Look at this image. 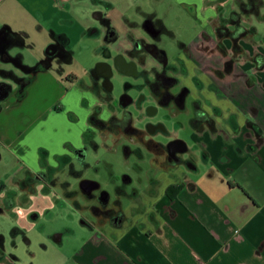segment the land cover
I'll list each match as a JSON object with an SVG mask.
<instances>
[{
  "label": "crops",
  "instance_id": "0c3cea01",
  "mask_svg": "<svg viewBox=\"0 0 264 264\" xmlns=\"http://www.w3.org/2000/svg\"><path fill=\"white\" fill-rule=\"evenodd\" d=\"M154 1L157 2L151 4L153 8L164 3ZM171 1L196 26L194 36L179 39L176 32L157 18L158 10L141 14L160 21L162 28L170 31L169 37L177 41L180 53L172 66L181 75L182 85L188 88L193 100L199 102L212 120L214 130L205 125L200 131L193 129L192 144L176 139L183 146L179 155L184 163L174 166L164 157L158 158L159 165L152 166L148 187L137 190L143 212L130 216L129 224L107 229L99 236L79 234L75 237L78 244L64 264H264V49L254 45L247 49L249 42L243 44L247 37L233 42L216 36L219 17L227 18L236 10L237 0ZM91 4L98 10L97 6L103 2L92 0ZM59 13L63 11L55 0H46L42 6L39 0H0V28L8 27L13 34L25 38L22 54L34 52L37 41L33 33L46 32L49 37L45 36L42 43L46 44L45 49L62 41L69 51L67 33L55 29ZM94 14L96 11L92 19L97 21ZM205 21L212 24L213 30L198 28ZM110 23L122 40L117 50L129 49L131 41L124 38L128 35L126 22L122 31L111 20ZM92 25L86 27L88 37L98 34ZM135 31L130 35L133 39L143 37ZM44 51L35 50L36 62L43 58ZM14 52L17 49L11 53ZM71 60L72 57L65 63ZM51 74L47 69L37 73L34 79L51 78ZM34 79L26 89L22 105L34 100L29 90ZM90 98L91 105L82 113L69 105L65 109L44 110L45 107L31 103L32 108L26 113L33 120L35 132L26 130L31 137L22 155L31 156L23 165L24 170L36 167L39 148L50 155H59L64 151V143L75 147L82 144L81 135L89 129L90 115L97 107H103L100 99ZM68 110H71L69 114H76L75 121L65 113L63 117V112ZM184 110L185 104L181 111ZM4 113L5 109L1 108L0 116ZM96 113L103 121L110 115L104 110ZM5 135L6 140L7 129ZM21 135L19 140L23 138ZM170 187L175 190L172 199L166 194ZM138 205L133 200L131 207L137 209ZM2 261L13 264L7 259Z\"/></svg>",
  "mask_w": 264,
  "mask_h": 264
},
{
  "label": "rangeland",
  "instance_id": "374dc122",
  "mask_svg": "<svg viewBox=\"0 0 264 264\" xmlns=\"http://www.w3.org/2000/svg\"><path fill=\"white\" fill-rule=\"evenodd\" d=\"M101 1L103 4L98 5V10H96V7L91 4L92 0H55L58 8L63 11V14L59 13L55 18V29L67 33L72 60L68 64L62 63L49 69L50 73H53L50 75L52 79L42 77L38 79L40 81L34 79L35 83L29 89L32 90L30 93L34 97L31 103H36L39 108L45 107L44 110L56 107H63L65 109L69 105L71 109L80 113L91 105L92 100L90 96L92 98L94 96L91 93V75L95 67L105 61L104 49H108L110 54L115 57L117 55V47L122 46L121 42H117L110 48L105 46L100 32L97 35L94 34V36H87L89 23L94 24V26L92 25V29L98 30L100 28L99 23L92 19L94 11L108 17L114 27L120 31L124 29V22L142 24L144 18L141 13L146 11L153 13L154 9L158 10L157 18L160 21L162 20L168 29L176 32L179 39L186 40L194 36L197 31L195 30L196 26H194V23H192L187 14L182 15V9L174 6L171 0H163L164 3L159 8L151 6L152 3L155 5L157 2L154 0ZM39 3L41 6L43 4L46 5V0H39ZM171 5L174 6L173 9H170ZM50 7L48 4V11ZM51 13L52 9L49 14ZM260 13L261 15L264 14V8L261 9ZM59 21L63 23H59ZM205 23L198 26V28L204 30L207 27L213 30L211 23H206V25ZM185 25L186 27L182 29ZM243 25L245 28L253 27L255 29V33L243 41L245 45L249 42L246 46L247 49H251L252 45L264 49V21L250 16L245 18ZM84 26L85 29L83 30ZM136 31V34L142 35L148 40V37L140 28L136 29ZM45 36L49 37L47 32L45 34L33 33V38L37 42L33 41L35 43L34 52L26 51L25 54L23 53L25 59V62L23 61L24 65L33 67L37 64L34 53H36L35 50L38 53L44 51L46 44L42 43ZM157 45L165 51L169 64L174 65L173 63L177 61V54L180 53L177 41L163 34ZM154 66L160 69L159 65L149 59L147 61L148 71L150 72ZM137 70L141 72L142 68L140 67ZM113 73L114 76L111 79L112 102L110 103L112 108L117 109V113L119 111L120 98L124 94L134 102L143 96L145 100L141 102L142 110L148 107H155L157 110L153 118L145 117L143 120L137 122L136 120L139 117L137 107L132 106L129 108L131 118L135 122L134 127L142 131V138L144 136L146 141L149 139L148 124L155 126L157 123H161L166 132L169 133V136L158 131L156 136L153 137L155 142L166 145L169 140L178 139L185 141L187 144L193 143L194 133L190 126V121L194 118V100L190 94L185 101L184 111H178L174 105L170 104L167 108L156 107L147 101L149 99V92L146 87L143 88L144 79L142 77L135 78L134 76L121 74L119 71H114ZM175 76L180 80V84L171 90L172 93H176L180 88L185 87L182 85L181 75L177 74ZM141 88L143 89L140 90ZM19 100L20 97L17 98L12 95L10 106L5 109L6 113L0 116V122H2V125H0V183L6 186L5 192L0 197L1 202L4 200L2 202L4 205H6V202L14 203L15 195L13 192L15 188H13L11 181L12 179H21L24 176L25 170L23 165H26L27 158L31 156L26 153L22 155L24 146L27 145L31 137V135L27 134L26 130L29 128V131L35 132V129L33 130L32 128L33 120L26 113L30 111L32 105L29 102L22 105ZM26 109L27 111H25ZM70 111H64L62 115L64 117L65 113V116L68 115L72 121H75L76 114H69L68 112ZM50 123L49 121L48 124L50 125ZM5 129L8 130L6 140ZM19 135L23 136L20 140L19 138L21 137ZM141 140L135 138V142L132 143L129 140L125 141L124 138H120L118 142H115L110 137L101 140L99 136H94L93 141L97 145V148L94 149L89 145L86 150L85 162L87 169L83 174V179L97 182L101 189L111 194V196L114 195V187L122 185L124 176L130 178V185L128 184L127 186L129 188L128 191L130 189L143 190L147 188L148 178H150V173L153 170V168L151 169V162L153 160L152 153L144 143L139 142ZM66 144L64 143L63 150L66 149ZM147 145L150 147L152 143H147ZM125 147H128L131 151L128 155L124 153ZM153 150L154 148L152 147ZM42 151H44L42 148L36 150L37 157L43 155L42 153L44 152ZM160 156L164 157V154L160 153ZM159 157H156V159L158 160ZM154 176H157V174ZM78 183L79 181L74 184L76 188H78ZM17 194V197L21 198V194ZM28 198L24 203L21 200L17 202V200V203L12 205L13 208H7L3 214H0V236L6 238L7 253L17 258L15 264H64L67 262L66 258L72 253V249L78 244L77 239L72 236H65L62 239V245L58 247L48 239V236L62 229H71L78 236L79 234L81 235V229L78 224L80 213L74 212L70 208L69 203L60 196L59 189L42 191L38 187L36 193ZM77 202L80 205L85 204L80 196L77 198ZM122 204H126L125 200ZM32 212L39 214L38 220L35 222L28 221V216ZM82 215L87 216L88 214L83 211ZM19 226L25 229V236L29 244H26L20 236L17 237L15 242H12V230ZM12 243H14L15 248L12 247Z\"/></svg>",
  "mask_w": 264,
  "mask_h": 264
},
{
  "label": "flooded vegetation",
  "instance_id": "af4514ba",
  "mask_svg": "<svg viewBox=\"0 0 264 264\" xmlns=\"http://www.w3.org/2000/svg\"><path fill=\"white\" fill-rule=\"evenodd\" d=\"M142 16L144 18L142 24L126 22L128 35L124 38L131 41V47L126 50L120 48L117 50V47V55L115 57L110 54L108 49H104V57L106 59L105 64L99 65L98 68L92 72L91 90L94 96L98 100L100 99L103 107H97L95 112L90 115L88 120L89 129L84 131L81 135L82 144L78 147L66 144V149L59 155H50L47 151H42L44 153H42L43 155L38 156L36 167L34 169L25 170L24 176L21 179H12L11 184L16 191L13 192L15 195L14 203L6 202V205H4L2 203L4 200L1 202L0 197V214H3L7 208H13L12 205H15L19 200L24 203L29 199L28 197L36 193L37 188L39 187V190L42 191H49L50 189L60 190V196L69 203L70 208L74 212L80 213L78 224L81 233L99 236L104 234L107 229L129 224L130 216L143 212L141 196H139L140 193L136 189H130V191H128L129 188L127 186L128 184L130 185L129 177L124 176L122 185L114 187V195L112 196L103 191L97 182L83 179V174L87 169V164L85 162L86 150L89 145L94 149L97 148V145L93 141V138L96 135L99 136L101 140L110 137L115 142H118L120 138H124L125 141L129 140L132 143L135 142V138L142 139L139 142L142 144L144 143L152 153L153 161L151 162V169L152 166L155 167L159 165L156 157H159L160 153L164 154L165 161L169 162L171 165L179 166L184 163L179 155L181 151L184 150L179 141L172 139L165 145L153 140V137L156 136L158 131L169 136V133L166 132L161 123H157L155 126L152 124L147 125L148 132L150 133L148 141L144 139V136L142 138V131H139L134 127L135 122L131 118V113L129 111V108L132 106H136L139 111V117L136 120L137 122L143 120L145 117L153 118L156 115L157 110L155 107H148L142 110L141 102L145 100L143 96L134 102L124 94L119 101L118 113L116 111L117 109L111 107V79L114 76L113 72L116 70L121 72V74H130L137 78L142 77L144 79L143 88L146 87L149 92V99L147 101H149L151 105L162 108H167V106H169V104H167V93L161 91L157 93V88L154 86V82L160 72L159 69L154 66L149 72L148 70H145V66L149 59L152 60L153 63H156V61L150 56V48L152 45H157L160 42V38L163 34L169 36L170 31L162 28L161 22L157 19L150 16ZM99 19L100 28L97 31L102 35L105 46L110 48L117 42H121V38L111 26L110 20L102 14ZM139 28L146 34L148 40L144 37L133 39L130 36L132 30ZM14 41L15 40L10 41L9 43ZM63 48H65V51ZM1 49L0 46V51ZM66 49L67 47L64 42H55L47 52V55L39 59L37 67L35 69L25 70L26 74L21 73L16 69H12L9 64L2 63L3 61L9 60L8 57L4 55L0 57V67L11 68L10 70H14L13 72L15 73V75L11 72L2 73L8 79H2L6 81L0 82V109H7V107L10 106V98L12 95L17 98L23 95V99L26 94V87H28L33 81L37 73L52 69L62 63L69 62L70 52ZM134 66H136V71L133 69ZM140 67L142 68L141 72L137 70ZM171 90L170 93L172 95H175L178 92L172 93ZM22 99H20L19 102H21ZM170 105L175 106L172 101ZM103 110L110 114L108 119L104 121L99 120L96 113L97 111L101 113ZM147 143H152V145L148 147ZM152 147L154 148L153 151ZM130 152L131 151L128 147L124 148V153L126 155ZM188 165L191 166V162H189ZM77 181H79L78 188L74 185ZM83 181L91 182L83 189L84 191L79 188L80 183ZM96 183L98 184L97 188L88 191L96 186ZM5 189L6 186L0 183V196L5 192ZM17 193L21 194V198L17 197ZM79 196L84 201V205H80L77 202ZM124 200L126 202L125 205L122 204ZM133 200L139 203L137 209L131 207ZM83 211L88 215L83 216ZM38 215L39 214L35 212L30 213L28 221H37L39 217ZM19 236L26 242V244H29V241L25 236V229L21 226L13 228L11 235L12 242H15ZM65 236L77 237L78 235L74 230L62 229L61 231L48 236V239L53 244L60 247L62 245V239ZM12 247L15 248L14 243H12ZM3 259H7L13 264L17 262L16 257L7 253L6 238L0 236V264H3Z\"/></svg>",
  "mask_w": 264,
  "mask_h": 264
},
{
  "label": "trees",
  "instance_id": "16d2710c",
  "mask_svg": "<svg viewBox=\"0 0 264 264\" xmlns=\"http://www.w3.org/2000/svg\"><path fill=\"white\" fill-rule=\"evenodd\" d=\"M236 10L229 13L227 18L219 17L218 23L215 27L216 36L221 38H229L233 42L252 36L255 33L253 27L245 28L244 20L250 16H254L261 21H264V14L261 15V9L264 8L263 0H245L244 2L237 0ZM150 56L159 65V73L154 82V86L157 88L158 92H166L168 95V102H174L175 107L178 111L184 109V104L189 96V90L182 87L178 90L175 95L170 93L172 88L178 87L180 80L177 76V69L168 63L167 55L165 51L157 45H152L150 48ZM182 73V72H180ZM23 95L20 96L22 99ZM164 103V102H163ZM194 118L190 121V126L195 131L202 130L203 125L207 126L209 129L214 130V125L212 120L208 115L202 111L198 101H194ZM175 190L170 187L166 190L167 197L172 199Z\"/></svg>",
  "mask_w": 264,
  "mask_h": 264
},
{
  "label": "water",
  "instance_id": "95a60500",
  "mask_svg": "<svg viewBox=\"0 0 264 264\" xmlns=\"http://www.w3.org/2000/svg\"><path fill=\"white\" fill-rule=\"evenodd\" d=\"M100 16H101V13H97L96 12V14L93 15V18L99 22L100 21V19H99ZM12 39L15 40V41L12 42V43H9L10 41H13ZM52 45L53 44H51L50 46H48L45 49L44 56L47 55V52L50 50ZM0 46L2 48L1 51H0V57H2L4 55V56L9 58V60L3 61V62L1 61V62L4 63V64H9L12 67V69H16V70L20 71L21 73L26 74L25 70H27V69H35L37 67V64H35L33 67H28V66L24 65V63H23L22 50L25 48V38L21 34H13L8 27L0 28ZM14 49H17V52H14L12 54L11 52H13ZM63 50L65 51V48H63ZM69 58L71 59V55H69ZM99 65H101V64H98L95 67L94 70H96ZM142 68H143V66H142ZM133 69L136 71V66H134ZM13 71L14 70L0 69V78L1 79H8L3 74L6 73V72H11V73H13V75H15V73ZM116 71L118 72V70H116ZM129 76H131V75L129 74ZM135 78H137V77H135ZM9 79H11V78H9ZM89 183H91V182L83 181L82 183H80V185H79L80 190L84 191L83 189L86 186H88ZM97 185L98 184L96 183V186H94L93 188L89 189L88 191L96 189Z\"/></svg>",
  "mask_w": 264,
  "mask_h": 264
}]
</instances>
